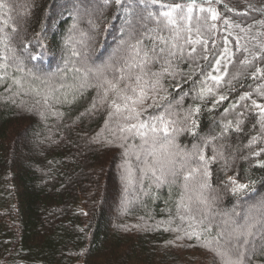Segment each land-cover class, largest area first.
<instances>
[{
    "label": "trees",
    "instance_id": "obj_1",
    "mask_svg": "<svg viewBox=\"0 0 264 264\" xmlns=\"http://www.w3.org/2000/svg\"><path fill=\"white\" fill-rule=\"evenodd\" d=\"M186 1L0 0V264H264V0Z\"/></svg>",
    "mask_w": 264,
    "mask_h": 264
},
{
    "label": "rangeland",
    "instance_id": "obj_2",
    "mask_svg": "<svg viewBox=\"0 0 264 264\" xmlns=\"http://www.w3.org/2000/svg\"><path fill=\"white\" fill-rule=\"evenodd\" d=\"M230 1L229 0H194V5H193V7L194 8H198V9H209V10H214V12H215V6H218V5H220V4H227V3H229ZM187 5L189 4V3H192V1H190V0H187L186 2H185ZM249 5L251 6V7H255V6H260V8L259 9H263V11H264V3H259V2H257V1H251L250 3H249ZM246 7H248V6H246ZM241 9V8H240ZM82 16V18H84V21H85V16H83V14L81 15ZM87 18V17H86ZM21 26H22V28H24V25H23V22H22V24H21ZM85 51V50H84ZM86 52V51H85ZM99 62V61H98ZM98 62H95V63H98ZM124 63V62H123ZM73 71V69H71L70 70V72H72ZM77 73H79L78 71H76L75 73H74V71H73V75H71V76H73L72 78L74 79V80H79L80 78H78L77 76H75ZM84 76L83 77H81V79H83V81H84V83L83 82H81V83H83V84H79L78 86H73V85H69V84H66V83H61V84H59L58 86H57V92H59V94H63V93H65L66 92V90H68V89H73V88H77V89H80L81 91L83 90V89H85L86 87H88V85H89V83H87V81L90 79V78H92L93 77V75H96L95 74V72H93V70H91V69H88V72H87V74H83ZM92 76V77H91ZM219 136L221 137V135H216V138H219ZM25 150V152H27V150H30V148L29 147H27V149H24ZM128 198L126 197V199L125 200H127Z\"/></svg>",
    "mask_w": 264,
    "mask_h": 264
},
{
    "label": "snow or ice",
    "instance_id": "obj_3",
    "mask_svg": "<svg viewBox=\"0 0 264 264\" xmlns=\"http://www.w3.org/2000/svg\"><path fill=\"white\" fill-rule=\"evenodd\" d=\"M120 2V0H117V3H119ZM193 5H194V0H192V3H189L188 5H187V16L185 17V18H187V19H190V14H191V12H192V9H193ZM174 8L175 9H180L181 11H183V8H182V6L180 5V4H176L175 6H174ZM201 11H203V9H201ZM166 16L167 15H170V13H164ZM213 19H215L216 18V16H215V14H213V17H212ZM217 63H219V61H217ZM212 79H214V80H218V79H220V77H212ZM222 99H223V97H222ZM118 107V106H117ZM143 126V125H142ZM241 187H243V186H241Z\"/></svg>",
    "mask_w": 264,
    "mask_h": 264
}]
</instances>
